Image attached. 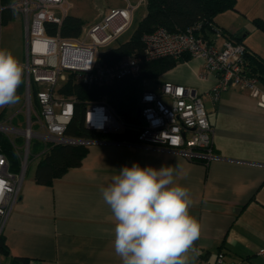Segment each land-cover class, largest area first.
<instances>
[{"label": "crops", "instance_id": "1", "mask_svg": "<svg viewBox=\"0 0 264 264\" xmlns=\"http://www.w3.org/2000/svg\"><path fill=\"white\" fill-rule=\"evenodd\" d=\"M11 1L10 5H17L20 0ZM67 2L69 9L62 21L68 15L80 19L83 26L79 37L117 9L83 17ZM235 8L216 17L213 25L224 34L219 40L224 42L228 36L235 41L237 37L249 53L264 61V34L260 35L262 47L247 44L244 20L237 21L238 14L264 21V0H236ZM11 13L0 31H15L16 57L22 64L26 60L25 23L18 10ZM54 14L62 15L58 10ZM144 15L145 8H136L131 26L111 47L127 41ZM226 17L233 23H227ZM125 35L127 38L122 39ZM204 71L203 60L191 58L160 75L156 82L157 87L170 83L191 88L202 98L213 130L212 160L189 161L164 146L96 140L85 144L88 151L79 167L67 170L49 185H41L34 177L41 158L38 152L30 159L34 161L31 172L28 162L18 200L5 221L1 264H122L114 250V221L101 189L119 170L133 163L156 169L172 166L176 182L189 189L193 201L189 212L201 226L194 244L198 255L189 252L190 264H213L219 253L235 264H264V257L258 255L264 250V110L246 91L238 89L223 92L214 104L206 93L215 79L211 75L200 78ZM17 94L25 98L24 77ZM9 106L0 107V115H5L2 124L20 126L23 120L15 123L16 117H7Z\"/></svg>", "mask_w": 264, "mask_h": 264}, {"label": "built area", "instance_id": "2", "mask_svg": "<svg viewBox=\"0 0 264 264\" xmlns=\"http://www.w3.org/2000/svg\"><path fill=\"white\" fill-rule=\"evenodd\" d=\"M124 1L125 7L110 10L108 16L88 27L81 37L70 40L62 39L58 34L51 37L45 33L46 23L55 24L58 28L61 26L62 17L69 9L67 0H20L17 5L10 6L20 12L25 23L26 60L22 63L25 110L22 111L24 120L20 126L0 124V133L8 137L20 157V170L14 174L6 157L0 154V182H3V189L0 190V236L18 200L32 139L57 145H85L91 142L64 136L73 117L74 100L59 94L58 89L68 75L86 87L101 86L138 76L144 62L188 55L203 60L205 71L200 78L214 77L215 84L206 93L214 104L219 102L223 92L238 89L246 91L264 110L262 82L244 71L248 54L245 46L228 39L219 46L218 37H196L194 31L198 27L183 33H170L159 28L143 36L140 55L124 58L114 66L101 64L98 55L108 50L129 29L134 11L146 3V0H137L136 4ZM56 10L61 12V17L55 16ZM214 32L221 36L218 31ZM95 109L102 111V118L89 117ZM139 110L143 124L137 130L136 143L164 146L189 161L202 159L208 162L214 158L213 130L207 120L203 100L195 90L170 83L159 85L156 91L144 90ZM84 125L101 133L124 129L123 123L107 105L90 106L85 112ZM258 255L264 257V250ZM213 264L235 263L227 261L224 254L219 253Z\"/></svg>", "mask_w": 264, "mask_h": 264}, {"label": "trees", "instance_id": "3", "mask_svg": "<svg viewBox=\"0 0 264 264\" xmlns=\"http://www.w3.org/2000/svg\"><path fill=\"white\" fill-rule=\"evenodd\" d=\"M11 0H0V26L6 24L12 16ZM236 0H146L145 15L138 23L127 41L119 42L98 55V61L106 66H114L122 59L133 55H140L143 51L142 38L159 28H164L170 33H183L186 30L198 27L194 35L207 37V30L216 31L214 18L226 11H235ZM254 26L264 32V21L253 20ZM82 22L73 16H66L58 28L55 24L46 23L47 36L58 34L63 39H75L80 36ZM221 35L224 36L220 32ZM233 41L230 37L225 36ZM232 37V36H231ZM235 43L240 39L234 37ZM188 55L178 58L167 57L152 62H144L140 74L136 77H126L113 81L107 85H93L86 87L75 82L72 75L58 89L59 94L74 100V113L67 126L64 136L76 141L107 140L112 142L138 141L137 130L143 124L141 117L137 116L140 106L141 94L145 89V82L157 80L163 73L171 70L177 64L190 60ZM244 71L256 76L264 85V61L248 52L245 57ZM33 103L36 101L33 98ZM107 105L114 115L120 120L124 129L113 133H101L87 129L84 125V116L90 106ZM5 118L4 113L0 120ZM32 142V141H31ZM20 143V140L17 141ZM87 145L82 144H42L35 142L30 145L29 160L41 152L40 161L35 170V180L38 184L49 185L53 180L60 178L67 170L79 167L82 159L87 154ZM18 154L14 145L4 134L0 133V154L8 160L10 171L17 174L20 164L14 161ZM5 253V247L0 236V254Z\"/></svg>", "mask_w": 264, "mask_h": 264}, {"label": "clouds", "instance_id": "4", "mask_svg": "<svg viewBox=\"0 0 264 264\" xmlns=\"http://www.w3.org/2000/svg\"><path fill=\"white\" fill-rule=\"evenodd\" d=\"M22 82L23 65L10 50L0 49V107L19 102ZM175 175L172 166L156 169L133 163L101 189L122 264H190L189 252L198 255L194 244L201 226L189 212V189L178 184Z\"/></svg>", "mask_w": 264, "mask_h": 264}, {"label": "rangeland", "instance_id": "5", "mask_svg": "<svg viewBox=\"0 0 264 264\" xmlns=\"http://www.w3.org/2000/svg\"><path fill=\"white\" fill-rule=\"evenodd\" d=\"M71 5H72V11L76 12L78 10H80V12L82 13L83 17H89L91 15H96V14H101L103 15L104 13H106L107 11L110 10V8L113 7H117V8H121V7H125V1L124 0H68ZM90 5V6H89ZM144 8L145 6H141ZM71 11V13H72ZM226 14H230L229 12ZM227 16V15H225ZM236 16V15H233ZM237 17H235V19L237 18V21L242 18L244 20V28L246 29V32L248 33V35L246 36V39L244 41L247 42V44L253 45L254 47H262V42L260 39V35L264 34V32L260 31L259 29H257L254 24H253V20L249 18L248 16H245L244 14H238ZM217 18H219V16H216ZM216 17L214 18V21L216 22ZM221 17V16H220ZM224 19V17H221ZM240 20L241 23H243V20ZM98 20H100V17H98ZM226 21L227 23H233V20H227L226 17ZM236 23V21H234ZM87 25V22H85ZM237 25V24H236ZM128 35V34H127ZM127 35L123 36L122 39L127 38ZM207 35L212 38L215 39L218 36L216 35V33H214L212 30H210ZM222 39V38H221ZM221 39L219 40V37L217 39V44L219 46L222 45ZM117 44V43H116ZM115 44V45H116ZM259 45V46H258ZM0 49H7L10 50L14 56H16V54L19 52V50L16 48V40H15V31L12 30H3L0 31ZM258 49V48H257ZM264 49V48H263ZM107 51V50H106ZM24 77V76H23ZM23 83V82H22ZM157 82L156 80H148L145 82V88L147 90H151V91H156L157 88ZM25 110L24 107V97L20 98L18 103L15 104H11L8 108V116L9 118H15L14 121H16L15 123H17L18 121H22L24 120V116L22 111ZM4 121L0 120V124H2ZM16 125V124H15ZM37 142V139H32L31 143H35ZM16 154V153H15ZM14 161L18 162L20 164V159L18 157V154H16V156L13 158ZM34 161H29V172L32 171L31 169V164Z\"/></svg>", "mask_w": 264, "mask_h": 264}, {"label": "bare ground", "instance_id": "6", "mask_svg": "<svg viewBox=\"0 0 264 264\" xmlns=\"http://www.w3.org/2000/svg\"><path fill=\"white\" fill-rule=\"evenodd\" d=\"M102 111L100 110V109H95L94 110V112L93 113H91L90 114V116L89 117H98V118H102ZM102 125H104V123L103 124H101V127H102Z\"/></svg>", "mask_w": 264, "mask_h": 264}, {"label": "snow or ice", "instance_id": "7", "mask_svg": "<svg viewBox=\"0 0 264 264\" xmlns=\"http://www.w3.org/2000/svg\"><path fill=\"white\" fill-rule=\"evenodd\" d=\"M3 189V182H0V190Z\"/></svg>", "mask_w": 264, "mask_h": 264}, {"label": "water", "instance_id": "8", "mask_svg": "<svg viewBox=\"0 0 264 264\" xmlns=\"http://www.w3.org/2000/svg\"><path fill=\"white\" fill-rule=\"evenodd\" d=\"M137 116L140 117V110H137Z\"/></svg>", "mask_w": 264, "mask_h": 264}]
</instances>
